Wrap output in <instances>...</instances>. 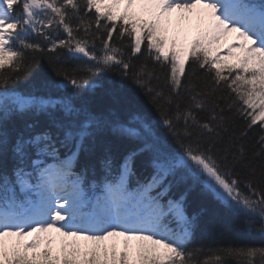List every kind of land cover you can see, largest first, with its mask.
I'll return each mask as SVG.
<instances>
[{
	"label": "snow or ice",
	"instance_id": "snow-or-ice-1",
	"mask_svg": "<svg viewBox=\"0 0 264 264\" xmlns=\"http://www.w3.org/2000/svg\"><path fill=\"white\" fill-rule=\"evenodd\" d=\"M44 60L57 80L9 87ZM112 72L158 120L91 109L93 78ZM0 89V264H264V246L201 261L204 249L188 247L199 215L185 204L199 186L264 237V134L243 143L264 122V0H0ZM101 135L137 147L119 162L106 148L87 188L96 166L77 165ZM141 154L151 171L132 187Z\"/></svg>",
	"mask_w": 264,
	"mask_h": 264
},
{
	"label": "trees",
	"instance_id": "trees-1",
	"mask_svg": "<svg viewBox=\"0 0 264 264\" xmlns=\"http://www.w3.org/2000/svg\"><path fill=\"white\" fill-rule=\"evenodd\" d=\"M254 2H261V0H254ZM64 38L66 36L61 33ZM172 33H169L171 37ZM127 40V37L125 38ZM180 40L183 42L185 39ZM190 41V39L187 38ZM143 51V46H142ZM145 57L141 56L135 63H141ZM7 71V69H5ZM57 80L58 78L51 72L47 60L42 61L41 67L33 73L28 81L20 84L11 85L10 88H15L19 91L27 90L31 85L39 86L42 79ZM93 83L97 85L90 92L85 93V99L89 102V106L94 112L102 113L108 109H113L118 113L121 119H127L132 114H143L150 117L152 120H158L159 114L154 106L149 102V99L143 92L132 83L130 80L123 79L118 72H112L107 75H100L93 78ZM3 89H0L2 91ZM257 114L259 109L256 110ZM245 121L237 119L236 127L245 128ZM261 123L257 122L252 129H248V136L243 143L251 149L252 145L264 132L261 131ZM23 127V124L18 125ZM158 132L165 135L169 143H172L171 137L162 128L158 127ZM137 147V144L121 140L110 135H101L98 137L96 143L91 146V154L84 153L81 156L80 162L77 165L79 172L85 165H95L96 175L92 176L91 171L88 174V185L90 188L93 179L99 181L102 175L99 167V157L103 155L105 149H109L114 159L119 162L122 157L129 151ZM9 166L11 164L9 163ZM151 169L148 166V158L141 154L138 157L136 167V174L131 178L130 184L135 187L136 180H143ZM188 189V185L180 184L174 186L169 197L172 199H179V197ZM186 211L189 217L198 214V226L195 229L193 239L188 245L189 248L202 247L204 249L201 254V261L210 258L209 250L215 251L221 247H243V246H264V237L257 233H249L245 230L242 218L235 217L232 213L214 200L210 195L203 194L200 187H193L188 191L185 201ZM112 241H109L111 244ZM43 248V247H42ZM41 248V250H42ZM59 249L55 244L53 245L54 253ZM229 264H237L236 260H229Z\"/></svg>",
	"mask_w": 264,
	"mask_h": 264
},
{
	"label": "rangeland",
	"instance_id": "rangeland-1",
	"mask_svg": "<svg viewBox=\"0 0 264 264\" xmlns=\"http://www.w3.org/2000/svg\"><path fill=\"white\" fill-rule=\"evenodd\" d=\"M178 15H179L178 12H174L172 14L173 19H175ZM194 35H195V31L193 30V31H191V32L188 33V36L187 37L192 38ZM181 37H184V36H181ZM234 37H235V34H232L231 36H229L227 38V40L223 41L222 44H221V46L219 47V51H218L217 54L220 55L222 58H226L227 57V48H228V46L229 45L235 46V44L237 43V41L234 39ZM52 237H56L57 238L58 237V233L53 232L52 233ZM27 239L30 240L31 237H28ZM133 243H135V242H133ZM121 247H122V243H121Z\"/></svg>",
	"mask_w": 264,
	"mask_h": 264
}]
</instances>
